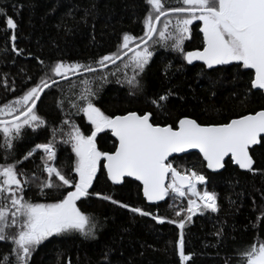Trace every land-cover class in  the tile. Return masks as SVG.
Wrapping results in <instances>:
<instances>
[{
	"label": "trees",
	"instance_id": "obj_1",
	"mask_svg": "<svg viewBox=\"0 0 264 264\" xmlns=\"http://www.w3.org/2000/svg\"><path fill=\"white\" fill-rule=\"evenodd\" d=\"M166 3L175 6L176 0H166ZM148 7L146 0H0V8L5 9V14L0 15V106L21 95L43 75L46 66L55 61L91 64L98 68L95 62L117 52L124 33L143 36V18ZM7 18L13 19L17 25L15 29L7 28ZM13 33L14 42L9 39ZM191 33L195 38L198 36L197 29ZM13 43L19 52L12 51ZM135 43L138 41L131 46ZM197 43V39L193 43L185 39L184 50H191ZM151 46L153 56L138 77L143 84L142 90L130 89L125 82L124 73L131 76L132 70L125 69L123 64L132 54L109 69L59 83L47 90L37 106L47 127L35 132L25 129L7 162L20 159L35 143L47 142L52 126L67 131V126L61 124L64 119H69L84 134H90L87 118L72 107V103L77 106L82 103L73 94L84 87L79 79L90 81L95 93L90 99L106 115L151 111L154 122L161 125H175L185 116L201 124L223 123L264 109V94L257 90H252L246 99L242 98L252 71L233 64L213 72L199 64L189 65L171 47L150 43ZM168 65L171 67L166 68ZM98 76H106V79H96ZM70 82L78 85L70 89ZM169 89L175 95L169 97L164 109H157L148 102V98ZM58 99H63L62 110L57 107ZM96 140L102 151L112 152L117 145L107 130L97 135ZM253 149L250 154L255 161L254 167L264 169V147ZM40 155L37 151L18 167L27 175L35 172L38 176H46L41 170ZM178 158L172 159L174 167L204 174L208 177L207 188L218 193L217 212L197 213L190 223H185L184 251L191 254L188 260L180 261L176 246L181 230L168 222L186 215L175 213L186 206L187 199L173 200L170 195L163 203L149 206L140 184L126 179L122 185L115 186L101 169L90 192L110 195L113 200L166 217L165 222L131 213L97 196L82 198L77 203L96 222L95 238L86 239L78 233L49 237L33 251L29 264H225L226 261L236 264L237 251L250 245L254 238L264 239V215H261L264 213V174L240 171L230 159L222 172L213 174L206 170L197 153ZM74 159L71 146L61 143L58 133L56 164L66 175H74L70 171ZM5 162L4 150L0 147V164ZM198 188L203 189L204 185ZM66 190V187L45 189L47 195H40L36 185L31 184L25 188L24 196L33 202L51 203L62 198ZM9 248L8 243L0 241V256Z\"/></svg>",
	"mask_w": 264,
	"mask_h": 264
},
{
	"label": "snow or ice",
	"instance_id": "obj_2",
	"mask_svg": "<svg viewBox=\"0 0 264 264\" xmlns=\"http://www.w3.org/2000/svg\"><path fill=\"white\" fill-rule=\"evenodd\" d=\"M146 4L149 7L143 18V36L124 33L117 52L104 55L95 62L99 68L107 67L108 63L114 64L132 52L123 64L125 69L132 70L131 76L124 73L125 82L130 89L142 90L143 84L138 77L153 56L150 43L160 44L179 52L188 64L202 61L213 72L222 70L217 66L233 64L237 68L254 70L242 98L246 99L252 90L264 94V0H176L175 6L167 5L166 0H146ZM3 14L5 9L0 8V15ZM194 22H199V31L203 33V48L185 51L183 44L190 37ZM158 24L161 27H157ZM6 25L8 29L17 26L12 18H7ZM9 39L14 42L15 34ZM135 41L138 43L132 47ZM12 51H20L14 43ZM95 72L97 68L91 64L55 61L46 66L43 75L21 95L0 106V116L10 117L0 119V147L4 150L6 161L0 164V241L10 245L9 251L0 256V264H29L33 251L49 237L78 233L86 239L95 238L96 222L77 203L82 198L97 196L119 204L131 213L150 216L159 223L165 222L166 217L113 200L110 195L90 192L101 169L106 170L107 179L113 184L125 183L128 177L135 178L142 184L143 196L148 201H163L170 195L173 200L188 197L186 206L175 213L177 216L181 212L186 215L178 221H168L181 230L176 242L181 262L191 255L184 251L185 223H190L197 213L203 214L207 210L217 212L218 193L207 188L208 177L204 174L174 167L169 157L198 149L208 169H223L228 157L242 170L264 174V169L254 167L255 161L250 155V149L255 150L251 146L264 147V109L230 118L223 123L201 124L185 116L176 121L175 127L161 125L154 122L151 111L106 115L90 99L95 93L87 79L78 80L84 87L73 94L82 103L79 106L72 103V107L87 118L91 125L90 134H84L69 119H64L61 124L67 126V131L63 127L52 126L47 142L35 143L20 159L8 163L15 142L22 139L25 129L35 132L47 127V121L37 111L42 93L57 86L60 80L68 81L69 77L80 78L84 73ZM96 79H106V76ZM74 87L70 82L69 88ZM173 95L175 93L169 89L148 98V102L162 110ZM57 107L63 109V99H58ZM105 129L110 130L118 140V146L112 152L97 147V134ZM58 133L60 142L70 145L74 153L70 169L74 175H66L56 164ZM37 151L41 153V170L46 176H38L35 172L27 175L18 167ZM31 184L36 185L40 195H47L45 189L66 187L67 190L55 202H33L24 196L25 188ZM198 185H204V188L199 189ZM107 255L106 252L105 258ZM236 255V264H264V239L254 238Z\"/></svg>",
	"mask_w": 264,
	"mask_h": 264
},
{
	"label": "water",
	"instance_id": "obj_3",
	"mask_svg": "<svg viewBox=\"0 0 264 264\" xmlns=\"http://www.w3.org/2000/svg\"><path fill=\"white\" fill-rule=\"evenodd\" d=\"M162 20H163V17L161 18ZM159 26V24L157 25V27ZM9 30H12V29H9ZM203 34V33H202ZM132 54V52H128L127 53V55L126 56H122V59L121 60H117L114 64H112V63H108L107 64V67H105V68H103V69H101V68H97V72H99V71H103V70H106V69H109V68H111V67H113V66H115V65H117V64H119L120 62H122L125 58H127L129 55H131ZM193 64H202L203 65V62L202 61H193V63L191 64V65H193ZM217 67H219V66H217ZM250 71H252L253 73H254V70H250ZM87 74H91V73H84L83 74V76L84 75H87ZM74 78H77V77H69V80H71V79H74ZM62 82H65V80H60L59 81V83H62ZM58 83V84H59ZM47 90H45V92H46ZM44 92V93H45ZM44 93H42V95H41V98L43 97V95H44ZM39 102L40 101H38L37 102V106H38V104H39ZM109 131L110 132V134H111V131L110 130H108V129H105L104 131ZM103 131V132H104ZM102 133V132H101ZM101 133H98L97 135H99V134H101ZM111 136H112V138L116 141V143H117V146H118V140L116 139V137H114L112 134H111ZM258 146V145H257ZM256 146H251V148L253 149V148H255ZM251 150V149H250ZM191 153H197V154H199L201 157H202V159H203V156H202V154L199 152V150L198 149H189V150H187L185 153H179V154H173V156L172 157H169V159L170 160H172V159H174V158H176V157H181V156H184V155H188V154H191ZM251 155V154H250ZM229 158L228 157H226L225 158V163L227 162V160H228ZM204 161V160H203ZM204 163H205V167H206V162L204 161ZM233 165L236 167V168H238L240 171H243V172H247V170H242V169H240L239 167H238V165H235L234 163H233ZM255 165V164H254ZM206 170L209 172V173H213V174H217V173H220V172H222L223 170H224V168L223 169H219V170H212V169H208L207 167H206ZM105 172H106V170H105ZM125 179H129V180H132V181H135V182H137L138 184H140V186H141V188H142V184L139 182V181H137V180H135V178H132V177H128V178H125ZM110 181V180H109ZM94 182V181H93ZM110 183H112L111 181H110ZM113 184V183H112ZM123 184V183H122ZM122 184H113V185H115V186H120V185H122ZM91 189V188H90ZM89 189V190H90ZM142 195H143V191H142ZM143 198H144V200L146 201V203L149 205V206H154V205H159V204H161V203H163L165 200H166V198L163 200V201H148L144 196H143Z\"/></svg>",
	"mask_w": 264,
	"mask_h": 264
},
{
	"label": "flooded vegetation",
	"instance_id": "obj_4",
	"mask_svg": "<svg viewBox=\"0 0 264 264\" xmlns=\"http://www.w3.org/2000/svg\"><path fill=\"white\" fill-rule=\"evenodd\" d=\"M191 32L192 31H194V29H197V33H198V36L195 38L194 36H193V34L191 33L190 34V37L189 38H187V42H190V43H193L196 39H197V41H198V43L193 47V48H191V50H187V51H193V50H197V49H202L203 48V34L199 31V22H194L193 23V25L191 26ZM153 46V45H152ZM152 46L150 47V49L152 48ZM132 47H135V45L134 46H132ZM186 47V46H185ZM130 56V55H129ZM126 59V58H125ZM189 65H191V64H189ZM193 65H195V64H193ZM199 65H202V64H199ZM205 69H207L204 65H202ZM219 67H225V66H219ZM207 70H209V69H207ZM254 74V73H253ZM172 125V124H171ZM173 127H175L176 126V123H175V125H172ZM117 146V145H116ZM94 181H95V179H94Z\"/></svg>",
	"mask_w": 264,
	"mask_h": 264
},
{
	"label": "rangeland",
	"instance_id": "obj_5",
	"mask_svg": "<svg viewBox=\"0 0 264 264\" xmlns=\"http://www.w3.org/2000/svg\"><path fill=\"white\" fill-rule=\"evenodd\" d=\"M159 27V26H158ZM78 85V83H75L74 85ZM6 118H8V117H3V116H0V119H6ZM187 197V196H186ZM186 197H184V198H186Z\"/></svg>",
	"mask_w": 264,
	"mask_h": 264
}]
</instances>
